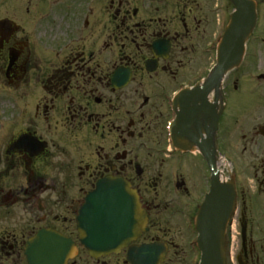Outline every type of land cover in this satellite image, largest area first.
Masks as SVG:
<instances>
[{"label":"flooded vegetation","instance_id":"af4514ba","mask_svg":"<svg viewBox=\"0 0 264 264\" xmlns=\"http://www.w3.org/2000/svg\"><path fill=\"white\" fill-rule=\"evenodd\" d=\"M255 1L241 64L221 81L212 69L231 0H0V91L13 98L0 103V264H29L28 241L42 229L71 239L67 264H135L130 248L143 244L164 251L160 264H198L210 157L224 175L223 158H234L230 264H264V3ZM107 175L137 190L148 230L93 257L77 216Z\"/></svg>","mask_w":264,"mask_h":264},{"label":"water","instance_id":"95a60500","mask_svg":"<svg viewBox=\"0 0 264 264\" xmlns=\"http://www.w3.org/2000/svg\"><path fill=\"white\" fill-rule=\"evenodd\" d=\"M237 7L231 28L222 51L221 70L228 68L224 52L238 35V61L244 47L246 34L254 23V4L250 0H233ZM233 188L221 184L214 177L211 192L207 195L198 215L200 231L201 264H226L222 232L233 208ZM78 226L82 243L93 256L116 251L130 243L146 230L147 215L141 209L136 193L118 178H105L90 192L82 207ZM68 241L53 231H42L29 243L31 264H65ZM142 260L150 247L136 251ZM144 260V259H143Z\"/></svg>","mask_w":264,"mask_h":264},{"label":"rangeland","instance_id":"374dc122","mask_svg":"<svg viewBox=\"0 0 264 264\" xmlns=\"http://www.w3.org/2000/svg\"><path fill=\"white\" fill-rule=\"evenodd\" d=\"M242 68H245V66H243ZM241 68V69H242ZM21 97V96H20ZM11 99V97L10 96H8V95H6L5 93H0V103H2V102H4V101H8V100H10ZM254 99V98H253ZM248 102V101H247ZM239 103L241 104V106L242 107H245V106H247V103L246 102H242L241 103V101H239ZM233 106H234V108H235V104L233 103ZM229 111V113H230V115H233L234 113H233V108H232V110L231 109H229L228 110ZM232 153H233V149H232ZM232 166H231V164L230 165H227V169H226V172L228 173V171L230 170V168H231ZM11 176V175H10ZM198 197H200L199 195H198ZM187 239L188 238H186V241H187ZM235 248H236V239H235V237L234 238H232L231 239V246H230V249H232L233 251L235 250Z\"/></svg>","mask_w":264,"mask_h":264}]
</instances>
